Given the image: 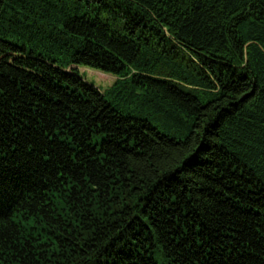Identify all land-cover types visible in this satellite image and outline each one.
<instances>
[{
	"label": "trees",
	"instance_id": "1",
	"mask_svg": "<svg viewBox=\"0 0 264 264\" xmlns=\"http://www.w3.org/2000/svg\"><path fill=\"white\" fill-rule=\"evenodd\" d=\"M0 264H264V0H0Z\"/></svg>",
	"mask_w": 264,
	"mask_h": 264
},
{
	"label": "rangeland",
	"instance_id": "2",
	"mask_svg": "<svg viewBox=\"0 0 264 264\" xmlns=\"http://www.w3.org/2000/svg\"><path fill=\"white\" fill-rule=\"evenodd\" d=\"M80 74L87 79V81L93 83L101 90H105L111 86L116 80V75L108 72L101 71L85 65H78Z\"/></svg>",
	"mask_w": 264,
	"mask_h": 264
}]
</instances>
